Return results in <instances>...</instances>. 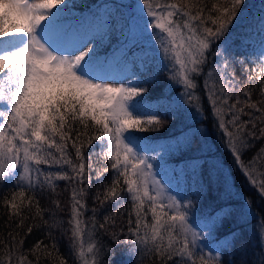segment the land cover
<instances>
[{"label": "snow or ice", "instance_id": "snow-or-ice-1", "mask_svg": "<svg viewBox=\"0 0 264 264\" xmlns=\"http://www.w3.org/2000/svg\"><path fill=\"white\" fill-rule=\"evenodd\" d=\"M77 7L0 0V188L10 186L0 197V264H110L121 245L135 264H232L222 253L239 233L216 239L232 215L257 217L260 255L251 264H264V216L237 193L223 161L207 157L210 125L232 170L264 201V0L251 16L246 0ZM161 72L169 83L150 101L144 85ZM160 113L180 121L177 134L165 142L138 135L160 131ZM196 138L200 147L184 155ZM173 155L183 158L170 164ZM209 185L221 189L219 200L244 204L201 215ZM36 231L44 239L26 246Z\"/></svg>", "mask_w": 264, "mask_h": 264}, {"label": "trees", "instance_id": "trees-1", "mask_svg": "<svg viewBox=\"0 0 264 264\" xmlns=\"http://www.w3.org/2000/svg\"><path fill=\"white\" fill-rule=\"evenodd\" d=\"M83 2H86V4H91L87 6V9H84L83 11L79 13H85L87 14L89 9L95 11L94 7L95 5H100L103 3H116L118 0H80ZM126 3H132L134 4L136 0H124ZM262 3V0H246L247 5V15L251 16L252 14L256 13L260 4ZM242 25L237 24L236 28L233 29V32L239 33ZM252 39H257L255 33H253ZM236 43L239 44V40H236ZM243 58V57H241ZM254 59L253 54L249 56V60ZM237 74H240L239 67L237 68ZM169 81L167 79V74L164 72H161L159 76L157 77V80L155 83H150L147 85H144V87H147L148 92L145 93V96L150 101H155L158 98H160L165 93L166 85H168ZM170 94L172 96L177 95V88L174 87L170 90ZM197 94L203 95V93L199 90H197ZM255 98V97H254ZM160 116L163 120H165V125L160 129L158 132H149V133H138V135H144V136H150L157 138L160 142H165L170 136L176 135L175 125L180 123V121H173L169 117L164 116L163 113H160ZM207 121H205V124ZM193 127H199L200 125L195 124L193 122ZM209 127V143L212 145L211 150L207 153V157L209 159L211 158H217L223 161L224 167L228 168L229 171L232 172V181L235 185L237 193L243 197L248 196L251 197V207L252 210L257 213V216H264V201H259L257 197V193L245 186V178L232 170L231 164H230V158L227 155V153L222 149L219 142L216 139L215 133L212 131V128L210 125ZM171 129V132H170ZM200 147V140L199 138H196L192 144V148L189 153H186L184 155H190L192 152H194L197 148ZM255 151V149L253 150ZM252 153H249L248 156H251ZM248 156L245 157V159H248ZM183 158V155L181 156H170L168 157V163L170 164H176L179 163V161ZM102 162V158H101ZM202 178L205 180V182H208V174H207V165L204 166V170L202 173ZM59 190L61 191V200L64 203L70 202V193L64 192V182L59 181ZM92 188H96L95 180H93ZM221 194V189L217 186L209 185L208 191L203 195L202 202L197 205V207L200 210V214L202 215L204 210L206 208L212 207L213 211L218 210L219 207L227 203L230 206H236L241 207L244 204L243 199L240 200H234L229 199L228 201H221L218 199L219 195ZM4 195H10V186L5 185L3 188H0V197H3ZM195 197H193V200L195 201ZM43 205L46 206V199L42 200L41 202ZM127 203V201H125ZM89 205L91 206V202H89ZM3 207L0 206V234L3 233V225L5 216L3 215ZM195 212L196 209H193ZM62 219L66 220L67 217L62 214ZM257 217L256 216H250L248 217L244 222H239L237 217L235 215H232L230 217L224 218L220 225L216 229V239L217 241L224 239L225 236L230 235L233 232L239 233L237 236L234 246L229 251H224L222 253V259L227 262L229 259L231 260L232 264H251V261L255 256L260 255V237L257 235V232L260 231V229L253 230V226L256 225ZM103 240L105 243H108L111 245V239L109 236L104 235ZM38 239H44V234L40 231H36L33 235H31L28 240H26L25 244L26 246L30 247L36 240ZM60 239V252L61 254H67L68 248H69V241L67 237H59ZM243 246V247H242ZM127 247L125 245H121L119 247H114L113 253L107 257L110 261V264H135V260L130 258L127 255ZM146 264H151V261L146 262Z\"/></svg>", "mask_w": 264, "mask_h": 264}, {"label": "rangeland", "instance_id": "rangeland-1", "mask_svg": "<svg viewBox=\"0 0 264 264\" xmlns=\"http://www.w3.org/2000/svg\"><path fill=\"white\" fill-rule=\"evenodd\" d=\"M88 1H90V0H88ZM35 2H40V0H35ZM73 2L78 5V7L74 9V11L77 12V13L83 11L84 9H87L88 8L87 6L91 5V4H86V2H83V1H80V0H73ZM252 40H253V42L258 41L257 39H252ZM257 47H258V43H254L253 44V48H257ZM256 54H257L256 52H253V57L254 58H255Z\"/></svg>", "mask_w": 264, "mask_h": 264}]
</instances>
